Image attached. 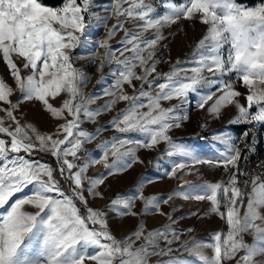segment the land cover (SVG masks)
<instances>
[{
  "label": "snow or ice",
  "instance_id": "6c2138e0",
  "mask_svg": "<svg viewBox=\"0 0 264 264\" xmlns=\"http://www.w3.org/2000/svg\"><path fill=\"white\" fill-rule=\"evenodd\" d=\"M91 5L92 0H63L58 8L46 6L42 0H0V57L10 69L21 98L41 101L52 117L65 121L53 133H40L31 124L22 125L15 115L19 100L13 103L10 99L14 89L0 78V102L8 105L0 107V112L5 113L0 117V134L7 137L0 136V209L3 210L0 212V264H85L86 259L96 264H150L151 257L155 256L170 257L159 264H264V179L259 175L253 177L250 191L246 190L249 181L244 182L245 189L239 187L241 150L231 144V137L226 134L214 137L229 145L215 161L199 158L169 135L172 128L180 127V122L187 119L186 115L179 114V109L188 102L190 93L200 96L198 107L201 109L211 101L208 111L217 117L224 106L235 103L238 114L231 123L264 124V0L254 6L241 5L236 0H183L179 4L165 0L167 11L156 18L152 15L155 9L146 0H113L115 16L141 23L137 24L139 31H130L118 19L107 38L98 42L97 47L105 49L103 56L95 54L101 60L100 70L105 62L113 59L123 70L113 88L104 92L111 99L96 110L88 108L94 98L83 96L79 87L83 73L74 67L71 55L89 27L85 17ZM196 18L208 26L193 52L198 57L194 60L196 66L178 67L183 62L177 61L169 72L157 73L159 61L154 58L155 49L164 38L160 29L181 19ZM118 29L125 31L120 55L131 53L124 59L117 58L109 44ZM149 30H155V36L145 39L144 33ZM225 45L228 46L226 55ZM14 56L23 60V68L30 70L29 75L21 74ZM137 68L142 72L137 73ZM205 72L211 76L206 77ZM228 73H235L247 89V106L236 99L241 93L223 79ZM133 81L141 82L139 89ZM125 84L132 87L134 94L125 91ZM202 88L216 91L201 94L198 90ZM61 92H66L68 98L60 107H55L49 98ZM174 99L179 104L162 106V102ZM121 101H127L128 107L110 123L120 133L140 132L146 139L113 137L98 145L102 149L100 159L89 154L77 163L84 145L103 130L97 129L95 133L82 130L81 116L94 122L97 116L111 111ZM145 107L148 110L142 111ZM6 120L11 121L7 126ZM247 135L246 132L244 137ZM160 143H167V155H179L191 161V166L183 162L174 164L171 176L197 164L226 169L231 166L234 171L227 182L189 186L188 191L173 192L163 201L157 196L145 197L141 182L136 195H117L109 207L121 216H135L133 208L137 199L144 201V213L160 211L161 202L167 204L173 196L208 200L210 211L225 220L228 231L214 233L211 243L184 241L181 247L194 258L191 262L170 256L177 251L171 245L180 239L170 224L147 234L140 224L130 235L118 240L108 230L107 213L89 207L84 195L87 191L94 198H102L98 187L108 177L122 174L138 162L136 152L140 148L152 149ZM35 152L49 153L56 166L33 159ZM110 156L114 157L111 163ZM101 163L105 174L87 175L91 165ZM57 177L68 182L67 191ZM29 186L34 188L32 195L9 204L16 193ZM24 205H31L37 211H24ZM78 205L83 206V214ZM222 205L224 211H221ZM245 234L253 236L251 243L245 240ZM161 240L166 242L165 247H160ZM89 247L99 251L87 256ZM206 248L212 249L211 256L205 253Z\"/></svg>",
  "mask_w": 264,
  "mask_h": 264
},
{
  "label": "rangeland",
  "instance_id": "374dc122",
  "mask_svg": "<svg viewBox=\"0 0 264 264\" xmlns=\"http://www.w3.org/2000/svg\"><path fill=\"white\" fill-rule=\"evenodd\" d=\"M43 2V1H42ZM151 3L155 12L152 14L153 18L163 15L167 9L164 6L165 0H146ZM175 3H182L183 0H174ZM238 4L251 6L245 3ZM44 3V2H43ZM45 4V3H44ZM113 0H92V5L89 9V14L85 19L89 22V27L86 30L85 36L82 38L81 44L72 50V63L74 67L83 73V79L80 82V90L85 98L93 97V103L88 105L90 110L102 108L103 105L111 99L105 96L106 89H112L119 72L123 70V66L116 63L113 59L110 62H105L104 67L100 70L99 65L101 60L95 55L99 53L103 56L105 49L98 48V42L107 38L109 30L117 20L124 22V29L130 31H139L137 24L140 21L126 20L124 16L119 18L112 12ZM46 6H50L45 4ZM62 5L53 7L58 8ZM127 7V5H125ZM207 25L200 22L198 18L193 20L181 19L173 24L165 25L160 29V33L164 37L155 49V59L159 61L156 65L157 73H167L171 70L177 61L183 63L178 67L192 68L195 67L194 60L198 57L193 56L197 42L203 38L207 31ZM124 29H118L115 35L109 40L111 51L119 59H124V56H131L130 52H125L124 56L120 53L124 48L121 41L125 38ZM155 36V30H149L144 33L145 39H151ZM131 47V45H129ZM227 45H225L224 54L226 55ZM14 61L21 68V74L27 76L30 74L29 69L23 68V60L14 56ZM137 73H141L142 69L137 68ZM206 77L211 76V73L205 72ZM155 76V73L153 74ZM0 78H2L8 85H10L14 92L10 99L13 103L19 100V107L15 111V115L22 125L31 124L40 133H53L57 126L65 121L51 116L45 110L41 101L38 100H23L21 93L16 86L14 78L10 75V69L0 57ZM152 79V77H149ZM223 79L232 84L235 90L241 93V96L236 99L241 105L247 106L245 96L247 89L242 85V82L237 79L235 73L226 74ZM163 82V81H160ZM136 88L139 89L140 81H133ZM144 87L147 89L148 85ZM125 91L132 95L133 89L129 85H124ZM201 94H206L208 91L215 92L216 89L202 88L198 90ZM219 95V93H217ZM68 98L66 92H61L55 98H49L50 103L55 107H60L63 100ZM200 96L198 94L190 93L188 102L180 106L179 114L186 115L187 119L180 122V127L172 128L169 135L172 140L178 144H182L191 149L199 158L205 160L215 161L220 157V154L227 151L229 145H226L220 140L214 139L217 135H227L231 137V144L235 145L241 150V157L238 161L240 174H239V187L245 189V181H249L247 191L251 190V179L257 175L264 179V124L251 125L247 123H231L230 121L238 114V109L235 103L224 106L218 117L208 111V107L212 103L209 102L205 108L198 107ZM215 99V98H214ZM147 103V101H145ZM174 104H179L178 100L164 101L162 106L167 108ZM0 107H8L4 102H0ZM128 107L127 101H121L116 104L111 111L103 112L96 117L95 121H89L84 116H81L82 123L80 128L89 133H95L97 129H103L96 138L84 145L83 151L79 154L81 163L83 159L91 154L93 158L100 159L102 156V149L98 145L103 141H110L113 137L120 139L131 140H145V134L140 132L120 133L110 123L112 118L117 115L122 109ZM145 107L142 111H147ZM256 111L255 107L252 109ZM5 113L0 112V117ZM71 119V117H69ZM11 121H5V125L10 124ZM15 125H13L14 127ZM247 137H244L245 133ZM3 138L7 139L4 134H0ZM60 138H63L62 136ZM126 147H134L128 145ZM168 149L167 143H160L152 149L140 148L136 152L138 162L126 172L108 177L104 184L98 187V191L103 193V197H92L91 194L85 191L84 195L88 198V206L94 209H102L107 213L108 230L116 239H123L135 231L140 224L144 225L145 234L148 231L163 228L165 225H171L175 229L176 234L180 239L175 241L171 247L177 249L173 251L170 256L186 259L190 262L194 260L190 253L184 251L181 247L184 241L190 244L193 241L203 243H211L212 235L216 232L226 233L228 226L224 219L219 215L212 213L211 203L208 200L198 201L194 198L184 199L183 196H173L167 204L161 202L160 211H151L149 213L143 212L144 201L137 199L134 202L133 211L137 215H119L113 211L109 205L110 201L121 195L124 197L136 195V188L143 183V195L145 197L157 196L161 201L168 198L170 194L176 191H188L189 186H197L204 182H227L234 169L229 166L227 169L223 166H213L209 164H197L194 167L180 170L175 176H171V170L176 163H187L191 166V161L188 158L179 155L169 156L166 154ZM43 154L50 155L46 152H35L34 155ZM23 155V153H21ZM39 160L42 163H48ZM114 157H109V163L112 162ZM142 161V162H140ZM50 164V163H48ZM52 165V164H50ZM56 166V163L53 167ZM106 173L104 165L94 164L88 169L87 175L95 177ZM63 180V178H61ZM66 185L68 182L63 180ZM87 183V182H85ZM34 191L33 186L25 188L22 192L16 193L9 201L11 204L15 199L32 195ZM246 203V201H245ZM8 206L6 205L5 208ZM24 211L36 212L37 209L31 205H24ZM223 205L221 211H224ZM3 210L0 209V212ZM244 209H241L243 213ZM81 213H84V208L81 206ZM163 213V214H161ZM171 216V220H169ZM174 221V223H173ZM91 227V225H90ZM98 227V226H97ZM191 230V231H189ZM245 240L249 243L252 242L253 236L245 234ZM171 239V236H169ZM166 242L161 240L160 247H165ZM99 249L89 247L86 250V255L91 256L96 254ZM205 253L209 256L212 255V249H204ZM169 256H155L151 257L150 264H159V262L166 261ZM85 264H96L95 261L86 259Z\"/></svg>",
  "mask_w": 264,
  "mask_h": 264
},
{
  "label": "trees",
  "instance_id": "16d2710c",
  "mask_svg": "<svg viewBox=\"0 0 264 264\" xmlns=\"http://www.w3.org/2000/svg\"><path fill=\"white\" fill-rule=\"evenodd\" d=\"M45 4L56 7L59 5L63 4V0H42ZM240 3H245L251 6L256 5L257 3L261 2V0H237ZM36 159H41L42 161L48 162L50 164H52V166L55 165L56 161L55 159L51 156V155H43V154H37L33 156ZM58 179H60L62 186L64 187V189L67 191L68 190V185H66L64 183V181L60 178L57 177ZM80 206V205H78ZM81 207V206H80Z\"/></svg>",
  "mask_w": 264,
  "mask_h": 264
}]
</instances>
